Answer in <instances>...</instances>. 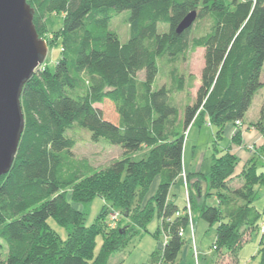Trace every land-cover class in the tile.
Here are the masks:
<instances>
[{
	"label": "trees",
	"instance_id": "1",
	"mask_svg": "<svg viewBox=\"0 0 264 264\" xmlns=\"http://www.w3.org/2000/svg\"><path fill=\"white\" fill-rule=\"evenodd\" d=\"M27 2L34 9L33 24L40 38L36 17L63 13L62 30L54 34V40L61 37L62 46L54 69H37L21 92L24 128L12 168L0 178L3 264H88L98 234L102 235V246L92 264H108L112 253L125 244L133 230L127 232V226L118 225L116 230L110 229L108 224L104 228L99 220L101 213H107L106 206L91 226H85V213L73 209L60 193L62 187L76 180L79 169H84L85 176L91 172L86 164H78L71 157L75 141L66 133L72 125L89 132L92 141L102 138L125 154L151 148L126 167L123 162L112 165L121 183L115 194L121 199L124 196L122 202L114 194L107 199L101 194L99 197L110 202L112 208L123 207L121 218H127L135 190L147 191L146 186L159 179L152 200L165 232L163 264L174 262L185 244L183 233L192 227L193 208L199 209L200 218L207 224L218 222L213 246L217 254L237 251L245 230L249 234L257 231L262 242L264 234L259 233L258 226L261 215L252 205L256 194L251 187L248 192L241 187L225 196L235 162L230 154L213 155L207 196L212 190L215 192L217 207L197 206L189 195L190 211L185 206L184 215L168 204L167 198L182 172L185 132L206 119L210 127L217 128L220 137L226 124L242 122L263 85L260 77L264 65V0ZM125 11L133 29L132 36L121 43L109 23ZM191 12H195L197 20L207 19L209 29L192 43L193 48L203 50V64L194 101L180 114L169 103L170 90L163 86L152 91V84L158 74V58L185 55L192 26L181 34L175 30ZM158 24H165L167 31L158 34ZM52 41L46 42L48 51ZM141 71L144 76L138 81L136 75ZM175 84L177 91L184 89L182 77ZM257 123L262 125L256 128H264L263 107ZM237 139L238 135L233 137ZM255 165L253 161L243 173L254 179L252 185L264 184V172L256 176ZM199 177L202 176L198 174ZM88 195L80 204L98 196L95 192ZM135 209L133 222L137 232L144 228L150 211L149 207L139 212ZM145 214L141 220L140 215ZM174 215L176 218L172 219ZM49 217L69 229L63 245L47 229ZM108 230L110 233L105 232ZM261 255L264 264V249Z\"/></svg>",
	"mask_w": 264,
	"mask_h": 264
},
{
	"label": "rangeland",
	"instance_id": "2",
	"mask_svg": "<svg viewBox=\"0 0 264 264\" xmlns=\"http://www.w3.org/2000/svg\"><path fill=\"white\" fill-rule=\"evenodd\" d=\"M225 1L232 2L233 0ZM62 23L63 13L54 12L43 18L36 17L37 30L42 39L47 43L54 40V34L62 30ZM109 29L117 34L121 43H125L132 36L133 29L129 13L125 11L115 16L109 23ZM208 29L209 22L207 19H196L187 37L188 46L185 55L183 57L179 56L174 58L162 56L156 61L158 74L152 84V91H157L163 86L169 89L172 93L169 98V103L179 109L180 114L183 113L186 105L192 104L194 101L195 91L199 85V73L203 64V50L200 48H193L192 43L196 38L208 31ZM166 31L167 26L165 24L157 25L158 34L165 33ZM61 46L62 41L59 36L57 40L52 41L47 57L43 65L39 67L40 70L47 69L51 71L54 69L56 63L60 59ZM143 76L144 71H141L136 75V79L141 81ZM181 77L184 80V89L182 91H177L175 89V82L176 79ZM260 80L263 85L255 96L252 110H254L255 106L257 107L259 105L260 108H264V65ZM250 114L249 116H252V111ZM180 123L181 121H179L178 125H181ZM255 124L252 125L253 128H250L248 124L244 123V126L238 130L234 129L231 124H226L220 137H217V128L215 126L210 127L206 119L203 123L189 128L184 134L182 172L169 190L167 198L168 204L174 205L180 214L185 215L184 208L186 203H189L190 195V200L192 199L197 206L205 204V206L217 207L218 200L215 196V192L212 190L210 196H207L213 155L222 156L230 154L234 156L235 162L233 172L226 184L227 194L225 196H229L232 190L241 187L248 192L251 187L253 194H256L252 205L261 215L260 220L263 222L264 184L252 185L254 179L248 177L246 174V177H244L245 175L243 173L253 161L256 162L254 170L256 176L264 172V128H256L261 127L262 124ZM178 125H174L173 128L181 130V127ZM234 134H241V138L238 137L237 140H233ZM66 136L75 141V145L70 151L71 157L78 164H86L91 172L85 176L83 174L84 169H79L76 180L71 185L62 187L60 193L65 196L66 201L71 204L73 209L85 213V226H91L95 222L103 206H106L108 209L107 213H101V220H99L104 228L105 226L107 227V222L111 217L110 213H114L118 214L119 218L115 219V223L120 228L127 226L125 228H129L127 232L133 229L126 237L125 244L119 250L112 253L108 264H146L149 259L152 261L158 260L162 253L161 249L163 248L165 240V232L161 218L156 212L155 202L152 200V197L159 179H155L148 187L146 186V188H148L147 191L142 189H140V191L137 189L135 190L134 194L136 195H134L132 202L129 204L130 212L127 218H121V216L123 217V207L120 208L121 210L115 207L112 208L110 202L99 197V194H101L107 199L108 196L114 194V197L122 202L124 196H122L123 198L121 199V197L115 194L119 192L121 183L119 182V176L114 174L112 165L116 162H123L126 167L127 163L141 159L147 152H150L151 148L144 147L138 152L125 154L120 147L113 146L102 138L95 142L92 141L90 133L78 125H72L67 131ZM198 174H200L203 179L202 177L198 178ZM249 174L250 172L248 171V175ZM191 175L192 178L189 179L188 176ZM140 183L142 184L141 187H144L145 182L142 181V179ZM195 183H198L200 188V197L198 199L195 198L196 193L192 188V185ZM90 192H95L98 196L93 197L87 204H80V200L86 199L89 196L88 194H92ZM120 195H124V193ZM134 209L135 212L146 209L150 211L144 228L142 230L138 229L137 232H134L137 228L133 222ZM140 217L142 218L141 220H144L146 214L140 215ZM175 218L174 215L172 219ZM45 224L47 229L55 235L59 245H63L67 240L69 229L60 224L54 217H49ZM191 225L197 252L200 255L199 260H204L202 264H214L218 255L217 251L213 249V246L216 245V229L218 222L212 225L207 224L200 218L199 209L193 208L191 211ZM189 230V227L185 229L186 236L184 238V243H187L186 241L190 237ZM105 232L110 233V230ZM133 232L138 234H133ZM249 232L248 230L243 231V241L249 235ZM0 244V264H3L5 261V248L2 243ZM101 246L102 235L98 234L95 238L92 257L88 264H92L96 259L101 250ZM191 247L193 249V242L191 243ZM263 249L264 238L261 242L258 232H253L250 234L248 240L243 242L235 253L238 264H262L261 251Z\"/></svg>",
	"mask_w": 264,
	"mask_h": 264
},
{
	"label": "water",
	"instance_id": "3",
	"mask_svg": "<svg viewBox=\"0 0 264 264\" xmlns=\"http://www.w3.org/2000/svg\"><path fill=\"white\" fill-rule=\"evenodd\" d=\"M34 9L27 0H0V178L13 165L24 128L20 97L24 84L43 65L48 45L33 24ZM196 20L191 12L175 32L188 30ZM200 197L199 184L192 185Z\"/></svg>",
	"mask_w": 264,
	"mask_h": 264
},
{
	"label": "crops",
	"instance_id": "4",
	"mask_svg": "<svg viewBox=\"0 0 264 264\" xmlns=\"http://www.w3.org/2000/svg\"><path fill=\"white\" fill-rule=\"evenodd\" d=\"M254 102H255V97L252 101V105H251L250 109L248 110V112L244 116V119L241 122L243 125L240 128H237V127H235V125L231 124V126L234 129H236V130L241 129L244 126V123L248 124L250 126V128H253L252 125L259 121L260 114H261V108L259 105L257 107L255 106L254 110H252L254 107V104H253ZM251 111H252V116H249V115H251L250 114ZM236 135L237 134H234V136H236ZM238 137L241 138V134H238ZM255 210H256V208H255ZM261 223L262 222L260 221L258 223V226H260ZM189 231H190V237L187 239V241H186L187 243H185L182 246L178 256L176 257L174 262H172L171 264H202L204 262L203 259L199 260L200 255L197 252V247H196V242L194 241V233H193L192 227L190 228ZM185 236H186V232L184 231L183 238H185ZM249 236H250V234L246 237V239L243 242H246L248 240ZM192 242H193V249L191 247ZM163 246H164V243H163ZM162 250H163V248L161 249V252H162ZM235 253H236V251L233 253L222 251L221 253H219L217 255L214 264H217V263H220V264H238V259L236 258ZM147 262L148 263H146V264H159V263H162V257L160 256L158 258V260H156V261H152L149 259Z\"/></svg>",
	"mask_w": 264,
	"mask_h": 264
},
{
	"label": "built area",
	"instance_id": "5",
	"mask_svg": "<svg viewBox=\"0 0 264 264\" xmlns=\"http://www.w3.org/2000/svg\"><path fill=\"white\" fill-rule=\"evenodd\" d=\"M235 126H237V127H240L241 126V123H239V122H236L235 123ZM186 211L189 213V204L187 203L186 204ZM110 218H109V221H108V227L110 228V229H114V228H116V226H117V224L115 223V219H117V218H119L118 217V214H114V213H110ZM259 233L262 235V234H264V223H262L261 225H260V227H259ZM214 249V248H213ZM159 264H162V263H159Z\"/></svg>",
	"mask_w": 264,
	"mask_h": 264
}]
</instances>
